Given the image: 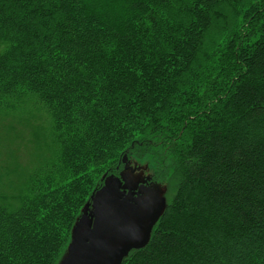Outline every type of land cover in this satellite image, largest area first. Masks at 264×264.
I'll return each mask as SVG.
<instances>
[{
	"label": "trees",
	"instance_id": "trees-1",
	"mask_svg": "<svg viewBox=\"0 0 264 264\" xmlns=\"http://www.w3.org/2000/svg\"><path fill=\"white\" fill-rule=\"evenodd\" d=\"M0 44V103L50 122L0 173V264H57L125 155L169 201L123 264H264V0H0Z\"/></svg>",
	"mask_w": 264,
	"mask_h": 264
},
{
	"label": "water",
	"instance_id": "water-1",
	"mask_svg": "<svg viewBox=\"0 0 264 264\" xmlns=\"http://www.w3.org/2000/svg\"><path fill=\"white\" fill-rule=\"evenodd\" d=\"M118 175L105 173L76 219L57 264H123L144 248L168 207V186L127 155ZM149 193L154 195L150 196Z\"/></svg>",
	"mask_w": 264,
	"mask_h": 264
},
{
	"label": "rangeland",
	"instance_id": "rangeland-1",
	"mask_svg": "<svg viewBox=\"0 0 264 264\" xmlns=\"http://www.w3.org/2000/svg\"><path fill=\"white\" fill-rule=\"evenodd\" d=\"M3 49L4 45L0 44V52ZM40 107L35 98L27 93H23L20 99H4L0 103V173H7L3 176L5 183L20 181V171L32 173L40 168L39 157L44 154L42 150L49 141L50 131L48 117L39 110ZM129 159L133 164L146 167L147 174L153 172L148 160L133 155ZM122 164L123 169L124 162Z\"/></svg>",
	"mask_w": 264,
	"mask_h": 264
},
{
	"label": "snow or ice",
	"instance_id": "snow-or-ice-1",
	"mask_svg": "<svg viewBox=\"0 0 264 264\" xmlns=\"http://www.w3.org/2000/svg\"><path fill=\"white\" fill-rule=\"evenodd\" d=\"M150 196L154 195L153 193H149Z\"/></svg>",
	"mask_w": 264,
	"mask_h": 264
},
{
	"label": "flooded vegetation",
	"instance_id": "flooded-vegetation-1",
	"mask_svg": "<svg viewBox=\"0 0 264 264\" xmlns=\"http://www.w3.org/2000/svg\"><path fill=\"white\" fill-rule=\"evenodd\" d=\"M120 170H121V169H120ZM120 170H119V171H120Z\"/></svg>",
	"mask_w": 264,
	"mask_h": 264
}]
</instances>
